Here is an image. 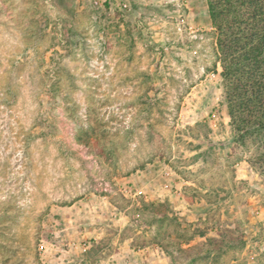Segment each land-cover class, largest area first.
<instances>
[{
	"label": "rangeland",
	"instance_id": "rangeland-1",
	"mask_svg": "<svg viewBox=\"0 0 264 264\" xmlns=\"http://www.w3.org/2000/svg\"><path fill=\"white\" fill-rule=\"evenodd\" d=\"M122 3L0 0V264L68 257L69 217L105 239L118 218L122 236L148 224L147 238H177L169 204L140 206L117 184L154 161L189 182L195 231L241 245L218 264H256L264 181L232 139L205 0Z\"/></svg>",
	"mask_w": 264,
	"mask_h": 264
},
{
	"label": "crops",
	"instance_id": "crops-1",
	"mask_svg": "<svg viewBox=\"0 0 264 264\" xmlns=\"http://www.w3.org/2000/svg\"><path fill=\"white\" fill-rule=\"evenodd\" d=\"M117 184L122 191L130 189L132 192H141L139 196H130L133 199H141L140 206L146 204L152 208H158L169 204L171 212L167 213L169 216L166 220L173 216L180 217L177 219L179 224L175 223L178 237L175 238L172 233L174 231L170 232V229L165 227L162 229L163 234L160 238H147L143 234L146 235V230H150L148 224L143 225L142 232H136V234L143 233L138 239L134 236L125 237L122 236L124 225H119L118 218L116 225L119 229L118 237L105 239L104 225L98 223L93 227L90 223L77 224L73 223L69 217L68 257L61 256L57 264H218V261L231 249L224 238L225 243H221L223 236L219 227H215L210 234H200L199 229L195 231L198 228L199 219H195L189 213L190 202L183 197V190L189 186V182L183 180L164 163L159 161L149 163L144 169L119 178ZM110 207H112L110 212L115 215L114 219H116L117 208ZM91 208L95 210L94 207L91 206ZM186 229L191 230L187 237L184 235ZM252 234L255 236L256 233ZM211 238L217 246L211 243ZM83 242L89 243V250L85 254L80 253L78 248ZM253 243L257 242L253 241ZM262 244L264 245L263 242ZM263 247L259 248L256 264L260 261L264 263ZM235 252L239 253V251ZM242 258L241 255L240 261ZM236 262L231 258L229 263L235 264Z\"/></svg>",
	"mask_w": 264,
	"mask_h": 264
},
{
	"label": "trees",
	"instance_id": "trees-1",
	"mask_svg": "<svg viewBox=\"0 0 264 264\" xmlns=\"http://www.w3.org/2000/svg\"><path fill=\"white\" fill-rule=\"evenodd\" d=\"M205 2L232 139L243 150L250 168L264 181V0ZM48 86L53 92L59 88ZM63 100L67 102L65 97ZM82 130L76 133L75 140L88 144L83 135L89 138V133L81 134ZM143 207L152 208L146 204ZM11 212L4 210L2 215L9 216ZM211 243L217 246L213 239ZM221 243H225L223 237ZM226 244L239 252L242 249L241 245L232 247L229 241Z\"/></svg>",
	"mask_w": 264,
	"mask_h": 264
},
{
	"label": "built area",
	"instance_id": "built-area-1",
	"mask_svg": "<svg viewBox=\"0 0 264 264\" xmlns=\"http://www.w3.org/2000/svg\"><path fill=\"white\" fill-rule=\"evenodd\" d=\"M127 0H122V6L123 8H126L127 7V4L125 3ZM126 194H128V196H131V197H134V196H139L141 194V192H137V191H134L132 192L130 189H126V191H124ZM79 251L80 253L82 254H85L87 253V251L89 250V243L88 242H83L79 245Z\"/></svg>",
	"mask_w": 264,
	"mask_h": 264
}]
</instances>
